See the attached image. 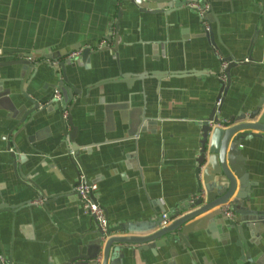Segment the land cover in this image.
Returning <instances> with one entry per match:
<instances>
[{
	"label": "crops",
	"instance_id": "obj_1",
	"mask_svg": "<svg viewBox=\"0 0 264 264\" xmlns=\"http://www.w3.org/2000/svg\"><path fill=\"white\" fill-rule=\"evenodd\" d=\"M196 1L208 5L216 48L188 4L152 14L141 10L143 0H0V244L9 264H63L85 252L93 239L94 221L72 192L78 174L69 159L71 144L58 105L40 104L22 120L36 100L53 96L62 63L71 87H61V108L66 107L76 128L84 175L97 185L94 198L109 226L152 221L161 209L160 215L170 214L196 193L201 122L215 107L217 76L98 84L119 72L217 74L216 53L233 59L250 55L249 63L230 69L219 115L224 123L253 109L264 94V0ZM115 40L117 55L103 48L113 47ZM83 47L91 49L84 62L64 60ZM23 56L32 58L29 75L26 64L10 62ZM240 151L252 184L247 206L264 210V142L243 141ZM17 169L37 188L22 181ZM188 241L185 251L170 242L156 255L120 245L125 251L121 264H191L190 252L195 264H241L234 238L223 244L198 231ZM250 251L264 257V230Z\"/></svg>",
	"mask_w": 264,
	"mask_h": 264
},
{
	"label": "water",
	"instance_id": "obj_2",
	"mask_svg": "<svg viewBox=\"0 0 264 264\" xmlns=\"http://www.w3.org/2000/svg\"><path fill=\"white\" fill-rule=\"evenodd\" d=\"M133 1L134 0H130ZM146 7L141 9L149 13L168 14L181 6L194 0H143ZM161 4V5H157ZM203 5L205 3H202ZM120 16V12L118 13ZM211 14L207 12L206 18L210 20ZM204 36L209 40L213 48H216L212 29L204 31ZM106 40V39H104ZM118 41L115 40L113 47H103L110 49L117 55ZM102 48V49H103ZM78 49V48H77ZM91 53L90 47H83L80 55L74 61L86 60ZM226 67L219 70L217 74L204 70L187 71H150L139 74L121 73L117 77L99 81L104 82L124 81L129 86L135 80H143L147 77L160 79L167 76H217L224 73L225 81L220 83V89L215 105L209 115L201 122V148L196 159L195 176L198 180L196 193L185 200L179 207L172 211L162 225L163 219L160 212L152 221L124 222L115 226H109L108 223L104 229L98 227L94 222V229L91 231L93 239L87 245L85 252L79 254L63 264H121V258L125 251L120 245L136 246V251H150L156 255L155 250L161 247L169 246L170 242L175 243L183 251L190 246L188 236L198 231H204L209 236H214L225 244L231 238H234L233 244L239 249V261L241 264H264L262 254L251 255L250 244L256 245V239L264 230V210L248 208L247 203L250 200L251 183L247 178V172L244 168V158L242 157L240 146L243 141H250L254 138L264 142V94L258 99L255 107L249 111L238 113L226 119L228 126L222 122L219 111L230 85V69L236 65H244L251 61L249 55L245 59H233L232 56L223 57ZM10 62H19L27 65L26 75L33 72L32 62L21 59ZM67 62V61H66ZM9 63V62H5ZM71 63V62H70ZM3 64V63H2ZM64 64L62 63V78L59 87L54 94H62L61 87L66 83L69 85L67 77L64 76ZM73 92L78 93L73 87ZM47 101H35L34 105L26 111L22 120L37 110L39 105L55 103L60 110V117L63 125V134L69 140V159L76 168L78 176L84 175V168L79 158V147L74 142L76 138V128L72 126L71 117L65 114L66 107L61 108V99L55 95ZM66 96L71 99L72 93L66 88ZM70 127V131L68 128ZM239 130H244L231 141V137ZM17 153L15 149L11 155ZM15 167V164H13ZM18 170V176L28 186L37 188L35 183L25 177ZM87 180V179H86ZM91 182V181H87ZM73 186L72 192L75 193ZM37 192L38 189H37ZM40 193V192H39ZM41 199V198H39ZM248 233L249 238H246ZM123 250V251H122ZM171 256L175 258L177 252L175 248L170 251ZM192 258L191 264H195V253L190 252ZM173 263L175 261H172ZM6 260L3 249L0 244V264H9Z\"/></svg>",
	"mask_w": 264,
	"mask_h": 264
},
{
	"label": "built area",
	"instance_id": "obj_3",
	"mask_svg": "<svg viewBox=\"0 0 264 264\" xmlns=\"http://www.w3.org/2000/svg\"><path fill=\"white\" fill-rule=\"evenodd\" d=\"M117 1H121V0H117ZM188 5L197 10L203 30L207 31L210 26L206 18V14L208 12V5L207 4L200 5L196 0L189 2ZM102 44H104L103 41L97 46V48H99ZM81 49L82 48L71 51L65 56L64 60L67 62L74 61V59L80 55ZM216 54L220 62V69L223 70L226 67V63L222 61L223 57L220 54L218 53ZM23 59L32 61V58L30 56H23ZM51 64H56V61L55 60L51 61ZM217 81L219 83L225 81L224 73H220L217 75ZM54 95L56 98L60 97V95L57 93H55ZM215 105H218V101L215 103ZM74 190L77 197L79 198V203L82 212L88 215L89 217H91L98 227L104 229L105 226L107 225V218L103 207L94 198V193L97 190L96 183L87 182L86 178H84V176L80 174L78 176V184L74 187ZM168 215H169L168 213H163L161 215L163 219L162 225L166 224Z\"/></svg>",
	"mask_w": 264,
	"mask_h": 264
}]
</instances>
